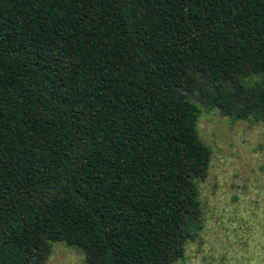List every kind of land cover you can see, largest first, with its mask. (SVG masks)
I'll return each mask as SVG.
<instances>
[{
	"label": "trees",
	"instance_id": "obj_1",
	"mask_svg": "<svg viewBox=\"0 0 264 264\" xmlns=\"http://www.w3.org/2000/svg\"><path fill=\"white\" fill-rule=\"evenodd\" d=\"M264 120V0H0V264H180L212 152Z\"/></svg>",
	"mask_w": 264,
	"mask_h": 264
},
{
	"label": "rangeland",
	"instance_id": "obj_2",
	"mask_svg": "<svg viewBox=\"0 0 264 264\" xmlns=\"http://www.w3.org/2000/svg\"><path fill=\"white\" fill-rule=\"evenodd\" d=\"M190 99L200 109L197 134L212 155L196 182L201 229L180 264H264V120L234 121ZM41 264L85 262L76 248L52 242Z\"/></svg>",
	"mask_w": 264,
	"mask_h": 264
}]
</instances>
